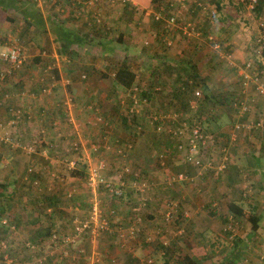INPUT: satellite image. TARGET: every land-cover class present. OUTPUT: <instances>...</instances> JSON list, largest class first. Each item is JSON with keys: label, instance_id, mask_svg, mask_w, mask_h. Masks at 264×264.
Segmentation results:
<instances>
[{"label": "rangeland", "instance_id": "obj_1", "mask_svg": "<svg viewBox=\"0 0 264 264\" xmlns=\"http://www.w3.org/2000/svg\"><path fill=\"white\" fill-rule=\"evenodd\" d=\"M27 1L29 0H23L24 3H27ZM32 1L35 7L42 14L47 11L48 12L53 11L52 10L53 5L49 4V2L47 3L45 0H36V1L32 0ZM105 1L108 4L112 3L111 1L108 0ZM130 2H132V0ZM107 3L106 4L100 3L99 0H85L84 2H82V4L77 5L73 3V5L71 6L67 5L66 7H64L63 10L59 9L60 11H62L63 14L66 15L69 14V17L67 18L69 24L77 25V23H79L80 21L78 20V18L80 17L83 20L89 21L90 23L88 24H90L91 26L89 25L87 27L88 28L87 30H89V34L86 36L85 39L86 42L84 43L85 46L80 45L77 48H75V53L73 54L72 57H70V55L69 56L67 55L68 57H65L64 54H62L63 56L60 55L59 57L58 55L56 56L53 53L48 54L49 57L50 55L53 56L52 62L55 63L54 73L57 76L56 79L64 78V76L68 74L72 79L68 83L64 82L63 80H61L59 83H55L54 86L57 87L55 94L58 93L57 95L59 96L60 99H63V101L67 99L70 100L69 104L70 106L73 107L71 109L70 115H73L72 111L74 110L75 112H77L76 109L78 108L76 106L79 104H77L75 100L72 101L74 90H72L73 92L67 91L69 88L68 85H70L71 87L73 83V78L78 75L81 78V74H83L84 76L83 78H81L82 81L84 82L82 84L83 89L84 86L88 88V84H89L90 85L89 90L92 92V94L88 99L80 100V102H84L85 104V105H80L82 106V108H80V113L84 112L83 111V109H85L84 106L87 105L95 106L86 109L87 111L88 110L91 111L84 113V115H87V120H79V122L75 121L76 127H73L72 124L70 123L68 126L66 125V128L68 127L69 128L65 130L63 135L67 133V135H70L71 138L67 139V141L65 142L66 143L69 142L68 144L70 145H72V142H75L79 146L80 140L83 139L81 138L80 132L84 131L83 129L90 127L88 125L87 126L85 125L89 123L88 119L90 117H93V119L90 120L92 123L90 125H92L93 127L99 126L96 132L97 135L95 137V139L98 141L93 140L92 138L89 139L91 141H94L95 144L98 143L102 138H104L105 140L112 139V141H116L115 139H119L117 136L116 137H112V135L107 136V133L105 132V130L108 131L110 128L113 130L117 126L120 127V131L124 130L126 133L124 138H122V140L124 141L125 138L129 140V137H131V140H135L136 137H138V140H150L151 137L149 136V133L151 131L153 132V135L156 136L157 140H162L163 138H161V135L157 137L158 135L157 132L161 130L162 131L167 130L168 127H166V125L163 123L164 129L160 125L159 130L157 129L154 130V128L148 124L147 117L149 115L153 116V115L164 114L163 118L167 120L168 115L175 112L176 109L174 108V106L177 108L179 113H187V115L190 116L188 111L191 107H194L195 110L191 115L193 116L198 115V118H196V120L197 119L205 120V125L209 131L208 132L207 130L204 129L206 132H208L207 135L209 137H212V139L215 138L216 140H218V144L226 143L224 144V148H225L224 154L219 155V151H215V149L211 147L212 139L210 140L208 139V142L206 141L207 144L202 147L203 148L202 150L204 149L208 150V152L212 154L214 158L203 163L201 168H196L195 170L193 169V173H192L193 176L191 177L190 175H187L186 173L179 171L178 170L179 166L177 168L172 169V171H166L167 172L166 175L172 174L163 180L165 186L167 187V192H169V189L174 190L176 187H179L180 184H191L192 183L191 179L192 180L194 178L201 179L199 177H201V174H205V173L206 175L208 173L209 181L205 182L204 180H200L197 183L200 184L201 181H204V183L207 185L208 182H210V184L213 185V188H215V191L218 190L217 185L218 182L220 181L219 174L227 171L229 166L234 165L232 163H229V160L227 158H226V160L228 161L227 164L226 161L224 160V156L225 157L228 156L229 148H232L233 145L228 144L227 141L229 138H226L222 134H219L220 128L218 127V125H220L219 123H222L223 127H228L225 130L226 136L230 134L231 137H234L235 135V137H240L241 139L248 141L246 151L244 150V148L242 149L236 148L234 149L235 151L242 150L241 153L242 155H245L246 157L249 158L254 156L258 158L259 164L257 167L246 166V170L243 172L246 175L243 177V180L241 178L239 184V186L241 187L239 188V186H237V189L240 190L239 193L236 192V186H232L235 191L233 192L232 197H228L232 201V203L233 201L237 200L238 202L236 201V203L241 205L242 207L241 209L244 210L245 212L248 209L254 212L255 209L261 206L257 204L258 200L259 199L264 200V153H261V151L258 148H256V138L258 136L256 135V131L260 129V125H264V119H263L264 107L255 104L257 101L256 97L258 95H264V93L256 92L255 89V85L258 83H262L264 87V56L260 53L262 48L260 47L259 56L257 57H255V54L253 53L250 54L249 49L247 50L249 56L247 54L248 57L244 60V63L250 61V64L248 66L247 65L245 66V64H243L242 72L239 75L240 78H238V75L237 77H234L233 76L234 73L233 75H231L234 78V81H232V83L225 84L224 86L223 84H221L219 86L218 84L215 85L212 84V82H210V84L208 83V85H206V80L202 78V82H201L202 91L195 93V92H191V90L188 89L190 93L186 91L185 95L182 97V102L184 101L187 102V106L183 108L182 106H180L181 101H179L178 99H176V101H171L169 99V95L167 94V90L169 91V87H165V85H163L164 87H161L154 80H149L146 78L142 79L140 76L138 77L139 78L138 82L135 83L132 80L129 86L127 87L122 86L119 82H117L114 79V73L116 72L117 67L122 65H125L127 67L139 65L140 69H143L142 67L147 66L148 69H146V71L147 70L149 71V69H151L152 66L153 67L152 71H154L157 65L161 61H165V60L166 62L169 63L171 61L173 63H178L179 65H181L180 67L184 70V67H187L188 63H192V60L194 58L195 61L197 59H201L203 57V54L197 55V53H199L197 51L196 53L194 52L193 54L190 53L187 54L186 52V54L183 57L184 53H182L181 56V52H180L179 55L177 54L180 57V59H172L168 57L167 51L170 50L173 45V40L171 37H173V33L177 32V30L179 29L177 27L180 26V24L175 22L174 19L175 18L179 19L182 27L180 29H182L183 32L184 31L195 32L198 31L197 29H201L203 31H207L211 36H213L212 34L215 33L216 34L218 33V35L221 34L219 35V37L215 39L223 41V39L227 35L226 32H228V28L226 27L227 26L226 19L223 18L222 15L220 14L217 15V13H222L221 6L219 9L216 10V12H213L214 9L212 8L211 10L208 9L209 3L206 0H161L159 3L156 4L157 6L153 5L150 2V0L145 1L144 4L134 0V2L131 3V5L129 6L124 5L125 4L124 2H118V0H116V2H114L113 5H108ZM226 5L233 6V3ZM80 6H81V10L79 9ZM247 6L248 9L251 10L253 4L251 2L250 3L247 2ZM242 9H244L245 11L247 10L245 5L241 7V10ZM158 10H161L163 12V16L168 17V15H171V17L173 18L166 25L167 26L166 33L169 34V37L171 38L170 41L169 39L165 40V42L161 40L159 44L156 42V34H154L158 29L153 28L154 24L150 20V17L152 15L156 16V14H158L157 12ZM253 12L255 13V11ZM0 16H1L0 17V51H3L7 45L17 42V39H20L23 42V45H20L22 52L20 53L21 56H19V58L21 59L20 65L25 66L24 68L25 70L32 71L35 69L33 66L36 65L35 64L36 62L35 60H31V58L35 56L34 54H36V52L41 57L39 62L47 61L45 60L47 54L43 51V49L39 48L42 47L41 40L45 41V38L47 39L46 41H48V44L44 42L42 43V45H48V47L50 46V38L46 34H44L41 31H39V34H34L35 32L30 31L31 28L27 26L28 23L24 22L19 17V15L15 14L12 11H9L8 14H5V11L1 10ZM91 16H95V19L97 18V20H99V18L102 19V21L100 22V26H102V24L107 26L105 30H102L103 32H105L104 36L92 32V28H94L96 25L93 24L92 20L89 18ZM241 19H242V23L240 22L241 25L238 26L241 28H238V30L245 31L244 29H249L250 31L251 30L250 23H252L253 20L248 25V23H246L245 21L246 20L249 21L250 20L249 17L244 16V19L242 17ZM254 19L255 21H261L264 20V17L261 20L257 19V17H254ZM182 21H184V23ZM236 24L238 25V23ZM233 29L234 28H232V30ZM222 33L224 34V37ZM249 35L244 37L245 43L254 42L255 44H257L258 41L256 40V38L261 35L264 36V24L261 25V28L258 30L255 36L254 35L252 36L250 33ZM175 37L177 38L178 35ZM252 37H254L255 41H252L251 39ZM92 41L93 42L95 41V43L91 44ZM104 41L108 42L109 46L115 45L113 46L114 48L110 50L108 49L107 52H105V50L103 49ZM179 41L181 42L179 46L181 48H184L186 42L183 41V39H179ZM27 43H28V47L26 48L25 44ZM229 45H230L229 48L232 52V48H234L235 46H233L232 43H230ZM106 46L109 47L108 45ZM173 47H177V45L175 44V46ZM27 49L31 53L26 52ZM230 56L232 57V54ZM28 58L29 60H27ZM256 58L259 59L258 62H253L252 60L255 61ZM207 59L208 58L206 57L205 60ZM229 61L230 63L233 62L234 61L233 57ZM223 64L224 63H222V65ZM0 65L2 64L0 63ZM3 65H5L4 62ZM58 65L60 66L59 68L57 67ZM170 66L172 68L176 67L172 64H170ZM224 68L226 69V67ZM59 69L60 72L58 71ZM138 71L143 72L142 70H138ZM244 73H246V75L248 76V78H245V80L242 77ZM36 74H39V69L37 70ZM60 75L63 76L60 77ZM51 76L52 73L45 72L42 76H39L40 78L38 82H35V84L36 85L42 84L43 81H47V79H51ZM140 78L141 81L144 82V84L143 83L139 84ZM138 84L142 85L143 91L147 90L146 91L147 99L139 96L140 94L138 95L135 93L136 98L138 96L139 99L141 100L140 101L141 105L139 103V105L136 107L139 113L133 112L135 114L140 115V116L138 115L140 127L135 128L136 130L133 131L130 126L133 116L131 117L132 114L131 115L128 114L129 113L128 106L131 103L130 101L131 98L127 95V92L132 87L135 88V90H137L138 93ZM157 86H159V88H156ZM231 86H233L234 88H232ZM249 87H251L253 92H255L253 96L247 93V89ZM210 88H214V91H212V89ZM124 89H125V93H124ZM132 91L135 92L134 90ZM160 97L163 99H158ZM76 98L77 96L75 93L74 99ZM229 99L232 100L231 102L227 103L226 100ZM240 99L243 101V105L246 107L245 110L241 109V106L239 104ZM254 101L255 103L253 104ZM150 103L154 108L151 107ZM149 107L153 108V110H151ZM245 112H247L248 117ZM65 118L66 116L64 115L63 118L59 116V118L57 119L60 123H64ZM217 121L219 123H217ZM196 123L198 124L197 121ZM235 123H239V124L241 123L244 124V126L238 127L237 125H234ZM37 124L34 127L30 126L31 129H29V126L28 127L24 126V128L19 127L20 135H21L20 143H24L29 140H35L34 141L35 149L34 152L29 154V153H25L24 150L18 148L17 152H19L20 154L19 155L17 154V157L15 158V161L12 164L13 167L17 168L13 177L16 178V175L19 174V177L22 179V182L18 180L16 184L21 185L22 189L24 187H27V190H25L24 192H31V195L28 193L24 195L19 194L18 190L15 189L16 184L11 185V187H13L14 190H10L11 188L8 186L7 183L0 182V185L2 184L4 185V190H3L4 196L0 197V208L1 211H4L2 215H0V225H3L2 219L4 218L7 220L8 223L14 224L15 221L20 224L24 223L22 220L28 213L25 212V215H23L22 213H24V211L31 208L32 206V209L34 208V210L37 213V217L39 221L37 223H33L31 227L27 228V230L31 231L30 232L31 236L29 235L28 232L25 231L24 236L27 237V239H30L31 237L33 239L34 229L40 227L43 224V220H47L49 215H52L51 220L52 221L55 220L56 222V224H54L55 222H53V225L54 226L58 225V227L56 228L58 232L62 231L65 232L64 234L75 235V238H77L79 236L78 235L79 232H77L79 227L78 221L73 220V222H71L70 224L68 222L71 221L73 215H75L77 219H80L81 216L86 212L85 209L86 204L89 203L91 199L94 200L93 197H96V199L100 198L101 196L99 195L100 191L97 190L94 196V194L91 191H89L86 187L83 186V182L81 179L79 180L75 179V183L74 181L72 182L69 179L67 181L68 183L65 182V179L63 177H65V175H68L69 168L67 165L63 166L61 162L56 160L57 156H64V154L59 149L57 150V147H54L52 145L50 148L46 145L45 141H49L50 143H52V139H50L51 133L49 132L50 129L48 130V125L44 124L43 122H41L39 125ZM57 125L58 124L56 122V126ZM6 127L10 131V127H8L7 125ZM148 128L150 129V131L148 130ZM181 128L182 127H180V130ZM71 129H75L76 132L71 131ZM102 130H104V132H101ZM145 133H148V135H146L144 138L143 135H145ZM220 133H222V131ZM60 138H62V136ZM78 138H80V140ZM181 141H183L182 138ZM5 149H9L8 146H6ZM195 151L196 149L194 151L192 150L193 153ZM9 152L11 151H8V153ZM157 153L159 156L158 157L159 160L157 159V157L156 159L158 160V163L160 165L157 163L156 168L159 169L160 167L165 166L164 165L165 158L163 151H158ZM5 154L6 153H4L3 155ZM120 154L124 155L122 151L121 153H119V155ZM214 154H216L217 156L215 157ZM99 155L100 154L98 153L96 155L94 154V157L90 155L88 157L85 156L86 165L87 166L88 164L94 165L97 160L96 158ZM102 157L106 158L105 156ZM31 158H35L36 162H32ZM26 159H28L27 163L24 162ZM50 160L52 161L56 160V162H58L64 167L63 168L58 164H53V166H59L64 171L63 173H61V169H60V171L57 172L60 173L59 176L61 177L59 182L60 183L59 188L61 190L64 189L63 191L69 188L71 189L75 188L74 191L75 193L73 194L72 198L68 200L65 198L60 199L59 203L55 205L58 208H54V209H53L54 204L49 199V194L47 193L50 192L49 189H51V186H49L47 189V186L49 184L48 182L44 190L43 188L44 181L41 182V180L43 179L39 177V175L50 169L51 167V163L49 164ZM44 161H47V163H45ZM64 161L65 160H63V162ZM222 161H225L224 167L222 168V170L216 172L217 166L222 165ZM18 162H22L20 168H18V166L16 165ZM9 163H11V161H9ZM5 165L7 166L8 164ZM138 167L140 168V165H138ZM0 168L3 169L2 166H0ZM119 169L120 172L114 173L113 175H106V173H104L105 171L103 173L109 179L112 185L116 183H122V185L125 186L124 189L125 192L134 190L133 188H129V186L133 187L132 185L138 186L139 189L141 190H143L142 186H145L144 187L145 190L146 187H152L153 186L152 184H154V182L152 181H142V180L140 181L139 179L141 177L144 178L145 176L139 175V171H137V169H134L135 171H137V174L134 175L135 177L130 179H128L126 176L122 177L124 173H132L130 172L131 170L128 164L126 165V167L122 165V167ZM179 173H181V175L186 174V176L184 177L182 175L181 177H179L178 176ZM33 174L34 175L38 174V176L32 177ZM116 174H118L119 176L117 177V180L115 179ZM166 175H161V177ZM214 175L216 176L214 177ZM154 177L156 181H160L156 176ZM38 180L40 181V183ZM31 182L33 184H31ZM244 183L246 187L243 186ZM40 187L43 188L44 190V192H42V195L44 197L46 196L45 200H43L42 196L39 195ZM248 187L251 190L250 194L249 192H247L245 197L242 196L241 192H245V188ZM139 189L138 191L141 192V190ZM173 193L174 191L170 192V194L162 198L161 203L163 205H160L161 208V210L159 211L160 215H158L155 219H149V220L145 219L143 223L147 227L148 231L154 233L155 235L158 234V236H161L162 238L167 240L169 242L168 247L163 251L162 254H159V251L156 250V248L158 249V247H155V245L142 244L141 240L138 238V236H136L134 240L131 243H129L128 246H126V250L129 251L130 253L128 257L125 259L126 262L125 264H135L138 258L146 257V256L150 257L153 260L151 264H174V260L180 259L184 254L190 255L191 254L190 247L198 244H199L198 246L203 247V253H204L201 256L202 257L201 263L211 264L213 261L228 255L232 249L233 246L232 243L235 240L238 242L241 248V257L236 260L232 259L231 261H234V264H254L257 262L259 264H264V252H263L264 236L259 240L254 239L255 236H253L251 239H249L246 242L243 235L246 231L250 229L249 222L247 220L244 221L245 219L244 217H241L240 221L237 219L239 217L233 216L232 219L230 217H227L229 215V213H227L228 209H224L223 212L219 211L218 213H216L210 211L214 207L208 208V210L206 207L207 212L205 213L204 218L202 217L200 219H197V222L195 221L191 222L189 219L186 220V218L191 217V213L187 214L186 210L182 211L180 215H177L178 209H176V213H177L175 214L176 220L179 221L178 219H182L183 224L185 222L189 223L188 224L189 230L185 229V227H182L181 224H177L176 220H174L173 223L165 222L162 218L164 212L167 210V208L165 209V206H167L166 204L168 203L167 199L169 197L172 198V202L175 204L181 201V196L175 195ZM142 196H140L141 198H139L141 202L143 201ZM104 198L107 197L105 196ZM228 198L226 197V202L222 200L221 204L224 205V203L229 202L227 200ZM126 200L128 199L126 198ZM182 201H184V199H182ZM210 202H208L209 207L214 205V202H212L211 204ZM106 203L107 205H109L108 202ZM205 203L206 201L201 203L204 206L203 208L204 212H205V206L207 205ZM249 203L255 204L256 208L250 205ZM125 205L128 206L129 208L134 207L135 211H137V209H139L141 206L140 205L139 208H136L137 206L132 205L131 203L130 204H127V202L122 203L120 204V206H123L124 209L120 210L119 208L120 206H118V208L116 209V215L117 214L119 215V213L122 214L125 213L124 212ZM47 207L49 208V210L46 209ZM69 207H71V209H69ZM8 208L10 209V211L7 212ZM11 208L18 210H12ZM15 211L19 213V216L14 214ZM208 211H210V213ZM197 214L198 213H196L194 216H196ZM117 219L119 218L117 217ZM156 219H158L157 222H155ZM263 221H264V213H263ZM175 225L183 228V232L180 236H177L178 234L175 229ZM194 225L196 226L195 228H200L203 225L209 227L207 231L196 230L193 229ZM247 225H249V227ZM13 228H9V229H13ZM0 238H4V237H0ZM78 239L79 241L76 240L75 242H73L72 246L74 247V249H76L77 247L79 248L82 247L85 250L83 252L85 256L87 255L88 253L87 251L89 250V248L92 247H90L88 243L84 244L83 243L84 241L94 242L96 240L100 241L101 239L102 240L104 239L107 246L105 245L99 246V248L95 247L99 252H97L95 249L93 251L98 253L99 256L102 255L104 259L107 260V263L105 264H115V261H113L112 258L109 257V255L112 252L111 246L109 245L110 244L115 245L113 241V237L110 234L103 235L101 233L97 235L95 239L92 240H90L84 234L82 237ZM197 240H198V244H196ZM48 244H49V240L47 239L40 246L37 245L30 246V244L25 246L23 245L21 250L22 252H25V254L31 256L32 254L35 255V251H37L36 255L35 257H30V259L27 260L21 258V259H17L16 261L21 260L22 262L20 261V263L23 262L28 263L31 261V258H33V260L35 259V262L31 264H37L36 262L37 258H39L40 261H43V258L38 257V255L45 254L44 250L48 249L46 248ZM42 246L43 248H41ZM64 250L65 249L63 250L59 249V251H57L56 260L49 259V261L46 262V264H70L69 261H72L73 264H78L77 263L78 258H76L75 255L72 254L73 252L70 254L67 252L64 253L63 252ZM251 253L252 256L256 255L257 258L253 259V257L250 256ZM1 254L2 255L0 257V260L3 261L2 264H8V263L12 264V262L15 263L14 260L8 262L9 260L8 261L6 260L8 255L4 254L3 256V252ZM69 255L74 257L73 258L71 256L69 257ZM40 261H38V263Z\"/></svg>", "mask_w": 264, "mask_h": 264}, {"label": "crops", "instance_id": "obj_2", "mask_svg": "<svg viewBox=\"0 0 264 264\" xmlns=\"http://www.w3.org/2000/svg\"><path fill=\"white\" fill-rule=\"evenodd\" d=\"M130 1L131 0L125 1L126 3L124 5L129 6V5H131V3L134 2V0H132V2H130ZM135 1H138L139 3L141 2L144 4L145 1H147V0H135ZM206 1L209 3L208 9L209 10H211V8L214 9L213 12H216V10L219 9L221 6V12L222 13H217V15L220 14V15H222L223 18L226 19V25H227L226 27L228 28V32H226L227 35L223 39V43H225V45L227 44L228 48L230 46L229 45L230 43H232L233 46H235L234 48H232V52H230V54H232V57L234 59V61L231 62L232 65H230V67H229L232 70H230L229 68L226 70L224 68L226 66L225 65L223 66L222 63H220L221 60H219L217 57L214 58L215 53L213 52V49L215 47L213 48V47L207 45V43L204 41V35L203 34L207 33V37L217 38V37H219V35H221V34L218 35V33L212 34L213 36H211L207 31H205L203 33L200 30L195 31V32H185V31L183 32V30H181V34H180L179 30L182 27L178 26L177 28H179V30H177V32L173 33V37H172L173 45H172V48L167 51V55H168V57H170L172 59H180V57L178 56L180 54V52H181V56H182V53H184L183 57L186 54V52H187V54H189V53L193 54L194 52L196 53V51H197V52H199V53H197V55L203 54V57L201 59H197L196 61H195V58L193 60L191 59L192 63L197 66L198 76L200 78H203L206 80V85H208V83L210 84V82H212V84H215V85L218 84L219 86L221 84H223V86H224L225 84H230V83H232V81H234V78L231 76V75H233V73H234V75H233L234 77H237V75H238V78H240L239 75L243 69L242 68L243 66H241V65L244 62V60L249 56V54L247 52L248 49L246 50V48H247V45L250 43H248V42L245 43L244 37L248 36L249 33L252 36L253 35L255 36L257 34L258 30L261 28V25L264 24V20H261L264 17V0H206ZM99 2L105 3V4L107 3L105 0H99ZM111 2H112L111 4H108V3L107 4L113 5L114 2H116V0H112ZM247 2L248 3L251 2L253 4L251 10L248 9ZM230 3H233V6L232 5H226V4H230ZM49 4H52V3L49 2ZM223 4H225V5H223ZM52 5L55 6V7H52V10H53L52 12L54 13L53 16L55 17L57 15L56 12L59 9L63 10L64 7H66L69 4L66 1H63L62 3L56 2L55 4H52ZM243 5H245L247 10L251 11V12H248L247 10L245 11L244 9L241 10V7H243ZM254 6L258 7L257 11H255ZM79 9L81 10V6L79 7ZM253 11H255V13ZM8 12L9 11H6L5 14H8ZM47 12H44L43 15H45ZM62 16L63 17L61 19H58V20L63 21L62 23H64L66 26L74 27V26H82L83 23L85 25L90 23L89 21L83 20L79 17L78 20H80V21H79V23H77V25L69 24V21L67 20L69 14L68 15L64 14ZM244 16L249 17V19H250L249 21H247V20L245 21L246 23H248V25L253 20L252 23H250V27H251L250 31H249V29H244L245 31H239L238 30V28H241V27H238L242 23L241 17L244 19ZM254 17H257V19H260L261 21H255ZM107 20H109V19H107ZM98 21L101 22L102 19L99 18ZM166 23H169V21ZM183 23H184V21H183ZM236 23H238V25ZM235 26H236V28H235ZM84 28H86V27L82 26V29H84ZM232 28H234V29L232 30ZM87 29L88 28H86L83 31H88ZM30 31L35 32L34 34H39V31L36 29H31ZM45 34L51 39L50 34H48V33H45ZM176 34L178 35L177 38L175 37V36H177ZM183 35L185 36L184 38H183ZM223 37H224V34H223ZM249 37H250V35H249ZM179 39H183V41L186 42V45L184 48H181L179 46V44L181 43L179 41ZM169 41H170V39H169ZM42 43H44V42L41 40V44ZM175 44L177 45V47H173V46H175ZM25 45L27 48L28 43ZM112 46H115V45H112ZM51 47H54V46H51ZM104 47L106 48V45H104ZM54 50L56 51L55 47L53 48L52 52H55ZM26 52H30V51L27 49ZM57 53L58 52L56 51L54 53V55L57 56ZM247 54H248V56H247ZM60 55H62V54H60ZM206 57L208 58L207 60H205ZM29 58L27 60H29ZM225 58L227 59V61H229L230 55L228 57L226 55ZM164 59H165V57H164ZM70 63H72V62H70ZM167 64H168V66H166ZM170 64L176 66L174 68H181L180 67L181 65H179L178 63H173L172 61L169 63V62H166V60H165V61H161L157 65V67L154 71H152V69H153L152 66H151V71H150V69H149V71L148 70L146 71V69H148L147 66L142 67L143 69H140L139 65L138 66H136V65L130 66V67H127V69L130 72H132V74H133L132 80L135 83L138 82V80H139L138 77L140 76L142 79L146 78L149 80H154L161 87H164L163 85L165 84V81L168 78V70L171 67ZM39 67H36L32 71L25 70L26 72L22 73L23 84L27 88H30V87H33L34 89L38 88V85L35 84V77L34 76L37 73V70ZM57 67L59 68L60 66L58 65ZM161 67H164L166 70H164V68H161ZM117 69H118V67H117ZM117 69H116V71H117ZM138 70H142L143 72H139ZM58 71L60 72V69ZM62 76L63 75H60V77H62ZM65 76H67V75H65ZM83 76L84 75L81 74V78H83ZM81 78L79 77V75L75 76L73 78V83H72L71 87H70V85H68L69 88L67 90L69 92L74 90V94L76 93V96H77L76 99H74V94H73V97L71 96L73 99L72 101L75 100V102L77 104H79L76 106L78 108V109H76L77 112H75L74 110L72 111L74 117H73V115H70L71 109L73 108L69 104L70 100L67 99V100L63 101V99H60L59 96L57 95L58 93L55 94L56 92H53L50 95H40L36 99H25L24 104L26 105L27 115L24 118V120L22 121V125L21 126L19 125V126L22 128H24V126L25 127L29 126V129H31L30 126L34 127L37 123H38L37 125H39L41 122H43L44 124H47L48 130L50 129L49 132L51 133V136H50L51 137L50 139H52L51 146L53 145L54 147H57V150L59 149L64 154V156H57L56 160L61 162L64 166V165H67V161L69 159L75 160L74 157L79 158V160H78L79 166L80 165L85 166L84 174L86 173V167H87L86 157H88L89 155L94 157V154L96 155L98 153L100 155L106 157V158H103L105 163H106V167L102 171V172L105 171L104 173H106V175H113L114 173H119L120 172L119 168H121L122 165H124V167H126L127 164L129 165V168L131 170L130 172H132V173H124L122 175V177L126 176L128 179L133 178V177H135L134 175L137 174V171H139V175L145 176L144 178L141 177L142 179L140 178L139 180L140 181L141 180L142 181H152V182H154V184H152L153 186L152 187H146L145 190H144L145 186H142L143 190L139 189L138 186H134V185H132L133 187L129 186V188H133L135 190L139 189V190H141V192L138 191V193H137V191H133L132 194L130 192H128L123 197V200H125L127 197H130L128 200V204H130L132 201H135V199L137 197L141 198L140 196H142V195H143L142 197L144 199H145V197L149 198L151 195H153V199H150L151 200L149 203L150 205L146 206L147 209L144 208L142 210L143 213L147 214L148 220L149 219H155L158 215H160V212H159L161 210L160 205H163L161 203L162 198L164 196L170 194V192L174 191L173 194L181 196V201H179L177 203V204H179V210H177V211L182 212V211L186 210L187 214L191 213V217L186 218V220L189 219L191 222H193V221L197 222V219H200L202 217L204 218V215L207 212L208 208L214 207L210 211L218 213L219 211L223 212L224 209H228L227 213H229V215L227 217H230L231 219L233 216L239 217L237 219L240 221V218L243 216L240 213H239V215H237L234 212L229 210L228 205L231 204L232 201L228 197H232V194L235 191L232 186H236V192L239 193L240 190L237 189V186H239L241 178L243 180V177L246 175L243 173L246 170V166H249V167L250 166H256L257 167L259 164V161H258V158H256L255 156L249 158V157H246L245 155H242L241 154L242 150L235 151L234 149H236V148H238V149L244 148V150L246 151L248 141H245V140L241 139L240 137H235L234 134H233L234 137H231L230 134L226 136L225 130L228 127H223L222 123H219L218 121H217V123L220 124V125H218V127L220 128L219 134H222L226 138H229L227 141L228 144L233 145L232 148H229L228 156L227 157L224 156V160L226 161V164H227V162H228L226 160V158H227L229 160V163H232L234 165L229 166L227 171L219 174L220 175L219 176L220 181L218 182V185H217V188H218L217 191H215V188H213V185H211L210 182H208L207 185L204 183V181L205 182L209 181L208 173H207V175H206V173L205 174L200 173L201 177H199V178H201V179H197V178L196 179L194 178L193 180L191 179V181H192L191 184H180L179 187H176L174 190L169 189V192H167V187L165 186L163 180L172 174L166 175V173H167L166 171H172V169L177 168L179 166V168H178L179 171H182V172L186 173L187 175H190V177H191V176H193V174H192L193 173V167L189 166L190 164L185 163L183 155L181 153L176 152L174 149H172L169 146L170 141L166 142L164 140H157L156 136L153 135L152 131L149 133V136L151 137L150 140H138V137H136L135 140H131V137H129V140H127V138H125V141H124V140H122V138H124L126 133L124 130L120 131V127L117 126L115 129L112 130L110 128L108 131L105 130V132L107 133V136H110V135H112V137L117 136L119 139H115L116 141H112V139L111 140H109V139L105 140L104 138H102L98 143L95 144L94 141H91L89 139L92 138L93 140H96L95 139V137L97 135L96 132H97L99 126L93 127L92 125H90V124H92L90 120L93 119V117H90L88 119L89 123L85 124L86 126L88 125L90 127H87L86 129H83L84 131L80 132L81 138H83V139L80 140V138H78L80 140V144H79V146L77 145V152H76V154H74L73 152L70 153V155H71L70 156L69 155L70 151H66V149L70 148V144H68L69 142L66 143L65 141H67V139L71 138V136L67 135V133L65 135H63L65 130H67L69 128V127L66 128V125L68 126L70 123V124H72L73 127H76L75 121L79 122V120H87V115H84V113L91 112V111H89V110L87 111L86 109L89 107H92V106L95 107L94 105L84 106L85 107V109H83L84 112L80 113V108H82V106H80V105H85L84 102H80V100H86L92 94V92L89 90V88H90L89 84H88V88H86L84 86V89H83L82 84L84 82L82 81ZM141 78H140L139 84H142V83L144 84V82L141 81ZM114 79H115V76H114ZM71 80L72 79L70 78V81ZM20 84H22V83L10 84L9 88L11 85L18 86ZM231 87L234 88L233 86H231ZM156 88H159V86H157ZM210 89H212V91H214V88H210ZM134 91L137 92V90H134ZM149 93H150V91H149ZM247 93H249L251 96H253L255 92H253L251 87H249L247 89ZM256 98H257V101L255 104H258L259 106L264 107V95H258ZM154 99H156V98H154ZM158 99H163V98L160 97ZM132 100L133 99H130V101H131L130 105L132 104ZM11 103L18 104L19 101H17L16 99H12ZM139 103L140 102H138V105H139ZM140 105H141V103H140ZM150 105H151V107H153L151 103H150ZM151 107H149V108L151 110H153L154 107L153 108H151ZM137 113H139L138 109H137ZM64 115L66 116L65 122L60 123L57 118H59V116H61L63 118ZM7 117H8V115L6 113H4V110L2 108H0V122H5L7 120ZM247 117H248V114H247ZM56 122L58 124L57 126H56ZM51 124H52V126H51ZM94 125H96V124H94ZM108 126H110V125H108ZM148 130L150 131L149 128H148ZM55 131H57V132H55ZM71 131H75V129H71ZM221 131H222V133H220ZM101 132H104V130H102ZM261 132L264 133L263 127H262V129L260 128L259 130L256 131V135H258L256 138V148H258L260 151H262L261 150V148H262ZM146 135H148V133H145V135H143V137L145 138ZM163 135L164 134H161V136H163ZM61 136H62V138H60ZM185 136H187V134L184 133L183 137H185ZM96 141H98V140H96ZM48 142L49 141H45L46 145H48ZM92 145L95 147L96 151H93ZM117 148H120L121 151L124 153V155L123 154H120V155L117 154V152H116ZM14 150L15 149H13V148H9V149L3 148L0 152L1 153L0 154V166L3 167V169L0 168V182L7 183L8 186L11 188L10 190H14V188L11 187V185L16 184V182L18 180L20 182H22V179L19 177V174L16 175V178L13 177L17 168L13 167L12 164L15 161L17 154L18 155L20 154L19 152H17V150H15V151ZM8 151H11V152L8 153ZM158 151H163V153L166 155L165 161H164L165 166L160 167L159 169L156 168L158 160H159L158 158H157L158 160L156 159V156H158V153H157ZM2 153L3 154L6 153V154L3 155ZM59 159L62 161H60ZM56 160H54V161L50 160V162H49V164L51 163V167L49 169L50 171L47 170L46 172L39 175V177H41V179H43V180H41V182L44 181V184H43L44 190H45L46 185L49 182V184L47 186V189L49 186H51V189H49L50 192H47L49 194V199L52 202L54 201V202H56V204H58L60 199L63 198L62 193H63L64 189L61 190L59 188V184H60L59 182H60L61 177L59 176L60 173H57V172H59L61 168L59 166H53V164H58L61 167H63V166L61 164H59L58 162H56ZM63 160H65V161L63 162ZM9 161H11V163H9ZM31 161L36 162V159L31 158ZM24 162L27 163L28 159H26ZM44 162L47 163V161H44ZM5 164H8V165L6 166ZM16 165L18 166V168H20V166L22 165V162H18ZM138 165H140V168L138 167ZM134 169H137V171H135ZM158 170H161V171H158ZM70 171L71 170L68 169V175H65V177H63L65 179V182H67L69 179L72 182L74 181V183H75V179H77V180L81 179L83 182V186L85 187V183H84L85 175L82 176V178H77V177L71 175ZM63 172L64 171L61 169V173H63ZM260 174H263V173H260ZM161 175H166V176L161 177ZM33 176L36 177V176H38V174L37 175L33 174L32 177ZM154 176H156L160 181H156ZM215 176L216 175H214V177ZM117 177H119L118 174L115 175L116 180H117ZM200 180H204V181H201V183L198 184L197 182ZM212 180H213V177H212ZM162 181H163V183H162ZM39 183H40V181H39ZM31 184H33V183L31 182ZM243 186L246 187L245 183ZM240 187L241 186H239V188ZM43 188L40 187L39 195H41L43 200H45L46 196L44 197L42 195V192H44ZM3 189H4V187H3ZM15 189H17L18 193L21 195H24L26 193L31 195V192H24L25 190H27V187H24L22 189L21 185L16 184ZM247 192H249V194L251 192L249 187L245 188V192H241V195L245 197ZM226 197L228 198L227 200L229 202L224 203V205H222L221 202H222V200L224 202H226ZM182 199H184V201H182ZM205 201H206L205 204H207V205L205 206V212H204V210H203L204 206L201 203H203ZM236 201L237 200L233 201V203H235L236 205L241 207V205L237 204ZM208 202H210V204L212 202H214V205L209 207ZM249 204L256 208L255 204H252V203H249ZM257 204L261 205L260 207H258L257 209L254 210V213L258 217L257 228L255 231H250V229H249L248 231H246L244 233L243 236H244V239L246 240V242L249 239H251L253 236H255L254 239H257V240H259L260 238H262L264 236V223H263L264 222L263 221L264 200L259 199ZM117 207L118 206L116 205V209H117ZM206 207H207V210H206ZM54 208H58V207L54 205L53 209ZM119 208H120V210L124 209L123 206H120ZM136 208H139V207H136ZM166 208H167V206H165V209ZM11 209L12 210H18V209H14V208H11ZM46 209L49 210L48 207ZM69 209H71V207H69ZM8 211H10L9 208H8L7 212ZM210 211H208V212L210 213ZM3 212L4 211H1V208H0V215H2ZM25 212H27L28 214H26V216L22 220L24 223L20 224V223H17L16 221H15L16 223L13 221L14 224L11 223L14 225L15 228L9 229L8 225H0V237H4V238H0V243H1V241H5V243L7 245L5 248H2L0 246V254L3 252V256H4V254L8 255L7 256L8 259L6 258L7 261L9 260L8 262H10L12 260L15 261V263L12 262V264H22V263H20L21 260L20 261H16V260L21 259V258H24L26 260L30 259V257H35L36 252H37V251H35V255H33V254L31 255V253H30L31 256H29V255L25 254V252L21 251L22 250L21 247H22V244H24V241L29 240V239H27V237L24 236L25 231L28 232L29 235L31 236V234H30L31 231L27 230V228L31 227L33 223H37L39 221L38 220V221L32 222L34 220L33 215L36 214V211L34 210V208L32 209V206H31V208L24 211V213H22V214L25 215ZM196 213H198V214L196 216H194ZM14 214L19 216V213L17 211H15ZM120 214H122V213H119V215L117 214L116 216L119 217ZM207 215H209V214H207ZM50 217H52V215H50ZM8 220H10V219H8ZM157 220L158 219H156L155 222H157ZM245 220L246 219H244V221ZM53 222H55V220H53ZM186 223L187 222L184 223V227H185V229L189 230V228H188L189 223H187V224ZM54 224H56V222ZM247 226L249 227V225H247ZM57 227H58V225H56V228ZM195 227L196 226L194 225L193 229L207 231L209 226L207 227V226L203 225L200 228H195ZM204 227H206V228H204ZM38 228L39 227L34 229L33 237L36 234H39V231L37 230ZM58 233L64 234L65 232L61 231ZM109 234L113 237V241L115 244V245H113V244L109 245V246H111V249H112V252L109 255V257L112 258L113 261H115V264H125L126 263L125 259L128 257L130 252L126 250V247L118 246V244H117L114 236L112 235V233H109ZM104 235H107V234H104ZM37 238H39V237H36L35 239H37ZM43 238L44 237H42L39 240H33L34 238L32 239V237H31L30 240H33L36 242H41L43 240ZM95 238L96 237H94L92 239H95ZM92 239H90V240H92ZM97 241L98 240H96L94 242H91V241H88V242L84 241L83 242L84 244L88 243V245L90 247H92V248H89V250L87 251L88 252L87 256H85L82 253H79V251H78L79 247L74 249V247L72 245L70 246L71 252H73L72 254L75 255L76 258H78V262L76 261L78 264H89V262H91V264H105V263H107V260H105L102 255L99 256L98 253L93 251L95 249L97 252H99L96 248H99V246H104V245L107 246L104 239L103 240L101 239L98 242ZM196 244H198V240H197ZM198 245H195V246H198ZM59 249H60V247L53 244V249H50V250L45 249L44 250L45 254H41L42 256L41 255H39V256L41 258H43V261H46V262H48L49 259L56 260L57 251H59ZM26 252H28V251H26ZM70 256L71 255H69V257ZM250 256H252V253L250 254ZM0 257H1V255H0ZM71 257L73 258L74 256H71ZM225 257H230V256L226 255V256L221 257V258H225ZM252 257H253V259L257 258L256 255H253ZM34 261H35V259L33 260V258H32V261L25 263V264L33 263ZM0 262H1L0 264L3 263L2 260H0ZM69 263L73 264L72 261H69ZM8 264H10V263H8ZM254 264H259V263L257 262Z\"/></svg>", "mask_w": 264, "mask_h": 264}, {"label": "trees", "instance_id": "obj_3", "mask_svg": "<svg viewBox=\"0 0 264 264\" xmlns=\"http://www.w3.org/2000/svg\"><path fill=\"white\" fill-rule=\"evenodd\" d=\"M45 1L50 2L52 4H55L56 2L62 3L63 1H66L69 5H73V3H75L77 5L82 4L81 0H45ZM160 1L161 0H150V2L155 6H157L156 4L159 3ZM124 3H126V2H124ZM155 6H154V8H155ZM53 7H55V6L53 5ZM1 10L5 11V12L6 11L14 12L15 14L19 15V17L24 22L28 23L27 26L30 27L31 29H36L38 31L44 32V34L48 33L51 36L49 47H48V45H42V44H41L42 47H39L40 49H43V51L47 54V57L45 59L47 61L39 62L41 57L37 52H36V54H34L35 56L33 58H31V60H35V62H36L35 63L36 65L33 66L34 68L40 66L38 68L39 74H35V76H34L35 82H38V79L36 77H39L41 74H43V70H44L45 66L47 64H49L51 61H53V56L50 55V57H49L48 54H51V53L54 54L57 51L58 57L60 56V54H64L66 57H68L69 55H70V57H72L73 54L75 53V48H77L80 45L85 46L84 43L86 42L85 39H86V36L89 34V30L88 31H83V30H85L90 24L85 25L83 23L82 26L86 27L84 29H82V26H74V27L66 26L64 23H62L63 21L58 20V19H61L63 17L62 15H64L62 13V11H60V10H58L56 12L57 15L54 17L53 12H48L45 15H43L35 7L32 0L27 1V3H24L23 0H0V11ZM257 10H258V7H255V11H257ZM157 12H158V17H156L155 15H152L150 17V20L154 24L153 28L158 29L154 34H156V42L159 44L161 42V40H163V42H165V40L172 38V37L170 38L169 34L166 33V31H167V29H166L167 23L166 22H168V19L171 17V15H168V17H167V16H163V12L161 10H158ZM89 18L92 20V23L96 25L94 28H92V32L98 33L100 31L98 34H100L101 36H104L105 32H103L102 30H105L107 28V26H105L104 24H102V26H100V21H98L97 18L95 19V16H91ZM174 20H175V22H177L181 26V22L179 21L178 18H175ZM90 29H91V27H90ZM181 30L182 29L179 30L180 34H181ZM197 30H200L203 33L205 32L201 29H197ZM203 35H204V41L207 43V45H209L213 48L215 47L213 50V52L215 53L214 58L218 57V59L221 60L220 63H224L223 66L225 65L226 70H227L230 67V65H232L230 63V61H227V59L225 58L226 55H228V56L231 55L230 54L231 50H230V48H228V45L227 44L225 45V43H223L222 40H216L213 37H207V33L203 34ZM184 37L185 36L183 35V38ZM251 39H252V41H255L254 37H252ZM46 40L47 39L45 38V41H43V42L48 44V41H46ZM256 40L258 41V43L255 44L254 42H251V43L249 42L250 44L247 45L246 50L249 49L250 54L253 53V54H255V57H257V56H259V53L257 54V51H259V49L261 47L262 50L260 51V53L264 56V40L262 39V35L257 37ZM100 42H102V41H100ZM94 43H95V41L91 42V44H94ZM17 44L23 45V42L20 39H17ZM51 45L55 47V49H56V51L54 50L55 52L51 51L54 48V47H51ZM104 45L109 46V43L104 41ZM102 48H103V46H102ZM112 48H114V47L112 45H110L109 47L106 46V48L104 47L103 49L105 50V52H107L108 49L110 50ZM230 59H232L231 56H230ZM258 60L259 59L256 58L255 61L254 60H252V61L258 62ZM243 64H245V63L243 62L242 66H243ZM187 65H188L187 67H184V70L182 68L174 69V68L170 67L168 70V78L164 84L165 87H169V91L167 90V94L169 95V99L171 101H176V99H178L179 101H181L180 106H182L183 108L185 106H187L186 101L182 102V97L185 95L186 91H188V93H190L189 90H191V92H195V93L202 91V86H201L202 85V83H201L202 78H200L197 74L198 73L197 66L193 63H189ZM166 66H168V64ZM229 69L232 70L231 68H229ZM164 70H166V69L164 68ZM150 71H151V69H150ZM25 72L26 71H24L22 69V67L17 69L16 71L12 70V80L16 79L18 82H21L22 81V73H25ZM114 76H115V80L117 82H119L122 86H126V87L131 84V81L133 78L132 72H130L127 69V66H125V65L119 66L117 71L114 73ZM54 77L57 78L56 75H54ZM54 77L52 79H47V81H44V83H42V86L44 85L46 87L49 84V82H51L54 79ZM67 77L70 78L69 74L67 75ZM3 84L6 85L5 82H3ZM56 89H57L56 86H52L50 88V90L52 92H55ZM3 91H4V88L0 86V94H2ZM30 91H32L34 94H36L37 92L40 91V89L37 90V89H34L33 87H30ZM146 91H143L142 85L138 84V93L136 92V94H138V95L140 94L139 96L147 99ZM124 92H125V89H124ZM256 92H258V91L256 90ZM202 97H205V96H202ZM231 100L232 99L226 100V102L227 103L231 102ZM254 103H255V101L253 102V104ZM239 104H240V106L243 104V101L241 99L239 100ZM174 108L176 109L175 110L176 113L175 112L172 113L175 115L172 119H169V115H168L167 120L164 119L163 117L158 119V123L161 122V127H163V123H164L166 125V127H168V128H167V130H163V131L161 130V131L157 132V134H158L157 137L163 133L164 135L161 136V138H163L162 140H164L166 142L170 141L169 146L172 149H174L176 152L182 153L185 163L190 164L189 166H192L194 170L196 168H201L203 163L214 158V156L212 154H210L208 152V150H205V149L202 150L203 149L202 147L207 144L208 139L210 140V139H212V137H207L206 138L207 142H205V145L199 146L198 152H194L193 156L198 159V163H193L192 161H186V159H185L186 150H187L188 145H186L184 142L181 141V134L177 133V130H179L180 127H182L180 131H182L185 134H189L190 129L192 127H198L199 133L202 136H204L205 134H208V132H209L206 125H205V120L204 119H202V120L197 119L196 120V118H198V115H195V116L191 115L193 113V111L195 110L194 107H191L188 111L190 116H188L187 113H179L175 106H174ZM128 114L129 115L132 114L131 117L133 116V119L131 120L130 126H131V129L134 131V130H136L135 128L140 127V122H139V116L140 115L135 114L133 112L132 113L129 112ZM160 115H156V116L159 117ZM163 116H164V114H163ZM196 121L198 122V124L196 123ZM156 125H157V122H155V124H154V127H153L154 130H155ZM234 125H237L238 127L244 126V124H241V123L240 124L235 123ZM262 127H264V125H260L261 129H262ZM163 129H164V127H163ZM204 129L207 130L208 132H206ZM224 144H226V143L218 144V140L213 138L212 142H211V147L213 149H215V151H219V155H223L224 149H225ZM261 145H262V148H261L262 151L261 152L264 153V133L263 132H261ZM6 146H8L9 148H13L15 150H18V148H19L17 146H12L10 144L0 142V152ZM50 148H51V146H50ZM206 155H209V156H206ZM214 155H215V157L217 156L216 154H214ZM165 156L166 155L164 154V158H165ZM156 157L158 158L159 156H156ZM222 162H225V161H222ZM80 167L81 168H79V169L72 168L70 171V174L73 176H77V178H82V176L85 175L84 174L85 166L80 165ZM3 187H4L3 184L0 185V188H2V189H0V197L4 196ZM113 188L117 189V190L120 189L119 194H114V193L108 191L107 187H102L100 194H99L101 196H100V198H98V204H99L101 211L103 212L104 217L107 218L109 223L119 222L123 226H126V225H130V224L132 225V223L135 221L134 216H137L139 218V220L135 221V223H136L135 225L137 228L136 236H138V238L141 240L142 244L155 245V247H158V249L156 248V250L159 251V254H162L163 251L168 247L169 242L167 245H162L161 236H158V234L155 235L154 233L148 231L147 227L143 224L145 219L148 220V216H147V214L143 213L142 210L144 208H146L147 205L148 206L150 205L149 204L151 201L150 199H153V195H151L149 198L148 197H146L145 199L143 198L142 202L137 197L135 199V201L131 202V204L136 205L137 207H139L141 205L140 208L137 209V211H135L134 207L129 208L128 206L126 207V205H125V211H124L125 213L120 215L118 217L119 219H117L116 210H115L116 205L120 206V204L126 203V202L128 204V200L130 197H127L128 200H126V199L123 200V197L128 193V192L124 191V189H125L124 185L116 183V184H113ZM133 191H137V193H138V190H135V189L132 191H129V192H131V194H132ZM105 196L107 198H104ZM171 201H172V198L169 197L167 199V202H171ZM106 202H108L109 205H107ZM53 204L56 205V202L53 201ZM175 207H176V209L179 210V204H177ZM228 208L230 211L234 212L237 215H239V213L242 214V216L250 224V231L256 230L258 217L256 216V214L252 210L248 209L245 212L244 210L241 209V207H239L238 205H236L235 203H232V202H231V204L228 205ZM85 209H86V212L89 210V204L88 203L86 204ZM177 213H176L177 215L181 214V212H178V211H177ZM84 215L85 214H83L80 219H82V217ZM74 216L75 215H73L72 217H74ZM33 218H34V220L32 222L39 220L37 217V213L33 215ZM51 219H52V217H50V215H49L47 220H43V224L37 229L39 231V234H36L33 237L34 238L33 240H39L42 237H44L41 242H36V241L30 240V239L26 240V241H28L29 243H31L33 245L40 246L44 241H46L48 239L49 244L46 246V248H48L49 250L53 249L54 243H53L52 239L50 238V235L53 233H57L58 230L56 229V226L53 225V221ZM178 220L179 221L176 220V223L181 224V226L184 227V224L182 223L183 222L182 219H178ZM172 223H173V220H172ZM176 223H174V224H176ZM2 224L8 225L9 228L14 227V225L11 223H8L7 220H6V223H2ZM177 227L178 226L175 225L176 231L178 229ZM150 233H152L153 235L150 236L151 237L150 240L146 241L145 238ZM104 234H109V232L108 233L104 232L103 235ZM181 234L182 233L178 234L177 236H180ZM36 237H39V238L35 239ZM232 244H233L232 249H231L230 253L227 255L230 257H225V258L215 260L211 264H234V261H231V260L232 259L236 260V259H239L241 257V248H240V246L236 240L233 241ZM23 245L24 244H22V247H23ZM70 246L71 245H68V247H67L69 254L72 253ZM41 248H43V246ZM190 252H191L190 255L184 254L180 259L174 260V264H175V261H176V264H202L201 263V258H202L201 256L204 254L203 253V247L202 246H191ZM0 255H2V254H0ZM38 257H40V256L38 255ZM144 258L146 259L147 256ZM31 261H32V258H31ZM151 261L153 262L152 259H151ZM22 264H25V263L23 262ZM39 264H46V261H40Z\"/></svg>", "mask_w": 264, "mask_h": 264}, {"label": "built area", "instance_id": "obj_4", "mask_svg": "<svg viewBox=\"0 0 264 264\" xmlns=\"http://www.w3.org/2000/svg\"><path fill=\"white\" fill-rule=\"evenodd\" d=\"M82 2H84L85 0H81ZM108 1H112V0H108ZM119 2H125L127 0H118ZM156 17H158V14H156ZM173 18L170 17L168 19V21H171ZM262 39L264 40V36H262ZM21 47L19 44L12 43L10 45H7L3 51H0V63L2 65H0V86L3 87L4 84L3 82H8V80L12 77V70L16 71L17 69L21 68V59L19 58V56H21ZM259 53V51H257V54ZM3 62L5 63V65H3ZM250 61L245 63V66L249 65ZM54 65L55 63H53L52 61L47 64L43 70V74L45 72H50L52 73L51 79L53 78V74L54 73ZM43 74H41L40 76H42ZM243 79L245 80V78H248V76L246 75V73L243 74ZM38 80L40 77H36ZM61 80H63L64 82L68 83L70 81V79L67 76H64V78H59L56 79L54 77V79L49 82V84L45 87L44 85L42 86V84H40V93L43 94H50L51 90L50 88L52 86L55 85V83H59ZM44 83V81H43ZM48 83V82H47ZM244 83V82H243ZM255 89L260 92V93H264V87L262 85V83H258L255 85ZM132 90H135V88H132L128 90L127 95L129 97H131L132 100V104L128 106V112L132 113V112H136L137 113V109L136 107L138 106V101L140 102L141 100L139 99V97L137 96L136 98V92H133ZM11 96L10 92L7 91L6 89H4V91L2 92V94L0 95V105L4 104L6 100L9 99V97ZM19 99H24L25 97H30V98H35L37 95L34 94L32 91L30 90H24L21 89L18 94H17ZM241 109L245 110L246 107L242 104L241 105ZM8 117L7 120L5 122H0V142L2 143H6V144H10L12 146H17L19 147L21 150H24L25 153H32L34 152L35 149V140H29L26 141L24 143H20V129L19 127L22 125V121L24 120V118L26 117L27 113L26 110L21 106V107H9L8 108ZM151 114V113H149ZM175 115L174 114H170L169 118L172 119ZM163 115H160L159 117H157L156 115H149L147 117V122L150 126L154 127L155 122H157V125L155 127V129L159 130L161 122L158 123V119L162 118ZM100 118V117H99ZM263 119H264V114H263ZM6 125L8 127H10V131L9 129L6 127ZM20 125V126H19ZM6 127V128H5ZM177 133L181 134V138L183 139L182 142H184L186 145H188L187 150H186V161H192L193 163H198V159L196 157L193 156V152L196 149L195 152L198 151V147L205 145L206 142V138L209 137L207 134H205L204 136H202L199 133L198 127H192L190 129V133L187 134V136L182 137L184 135V133L182 131L177 130ZM93 144V143H92ZM48 147L51 146V143L48 142ZM49 149V148H48ZM92 149L93 151L95 150V147L92 145ZM66 151H70V153H74L76 154L77 152V143L72 142V145H70V148L66 149ZM117 154L121 153V149L117 148ZM71 156V155H70ZM74 159H69L67 161V166L68 168L71 170L72 168H76L79 169L80 166L78 164V160L79 158L74 157ZM96 162L94 165L88 164V166L86 167V173H85V177H84V183H85V187L91 191L94 196H95V192L97 190L101 191L102 187H107L108 191L114 193V194H119V190L114 189L113 185L110 183V181L106 178V176L104 175V173L102 172L105 167H106V163L103 159L102 156H98L96 158ZM209 164V163H208ZM79 166V167H78ZM207 166V165H204ZM209 166V165H208ZM224 167V162H222V165L217 166L216 172L219 170H222V168ZM183 175V174H182ZM181 173L178 174L179 177L182 176ZM185 177V175H183ZM117 184H121L122 183H117ZM75 188L71 189H67L65 191H63L62 196L65 199H70L72 198L73 194L75 193ZM98 198V197H97ZM93 199L95 200H90L89 204V210L85 213V215L82 217V219H77L76 216L72 217L71 222H73V220L78 221L79 227H78V231L79 232V236L77 238H75V235H68V234H62V233H53L50 235V238L52 239L54 245L60 247L61 250L65 249L63 252L64 253H68V245H72L73 242H75L76 240L78 241L80 237H82L84 234L86 237H88L89 239H92L94 237H97V235L99 234H103L104 232H109L112 233L118 246L120 247H126L129 245V243H131L134 238L136 237V223L135 221L139 220V218L137 216H134L135 221L132 223V225H126L123 226L121 223L119 222H111L109 223V221L107 220V218L104 217L103 212L101 211L99 204H98V199H96V197H93ZM167 210L164 212L163 215V220L165 222H172V220L174 221L175 218V214H176V204L171 202H168L167 204ZM2 223H6V219H2ZM12 227V226H11ZM183 232V228L182 227H178L177 229V233L180 234ZM153 234L150 233L148 234V236H146V241L150 240ZM161 243L162 245H167L168 241L165 240L164 238L161 237ZM1 247H6V243L5 241H1L0 243ZM30 244V246H32L33 244L29 243L28 241H24V245H28ZM79 253L84 252V249L82 247H80L78 249ZM85 255V254H84ZM61 256V255H60ZM87 256V255H86ZM5 258V257H4ZM38 261H40L39 258L36 259L37 264ZM35 262V261H34ZM33 262V263H34ZM151 259L149 257H147L146 259L144 257L138 258L137 262L135 264H151ZM31 264V263H29ZM89 264H91V262H89Z\"/></svg>", "mask_w": 264, "mask_h": 264}, {"label": "clouds", "instance_id": "obj_5", "mask_svg": "<svg viewBox=\"0 0 264 264\" xmlns=\"http://www.w3.org/2000/svg\"><path fill=\"white\" fill-rule=\"evenodd\" d=\"M17 43V42H16ZM23 70H25V66H21ZM15 83H22L18 86H15V85H11L10 88H9V85L10 84H15ZM6 85L3 86L4 89H6L7 91L10 92L11 96L9 97L8 100L5 101L4 104L0 105V108H2L4 110V113H6L7 115H9L8 113V108L9 107H23L25 110H26V105L24 104L25 103V99H36L38 98L40 95H45L43 93H40V92H37L36 93V97L35 98H30V97H25L24 99H19L17 94L18 92L21 90V89H24V90H30V88H27L24 84H23V80L21 82H18L16 79L12 80V77L8 80V82L5 83ZM40 89V84L38 85V88L37 90ZM52 93V91H51ZM50 93V94H51ZM48 94V95H50ZM1 95V94H0ZM12 99H16L17 101H19L18 104H13L11 103V100ZM27 113V111H26Z\"/></svg>", "mask_w": 264, "mask_h": 264}]
</instances>
